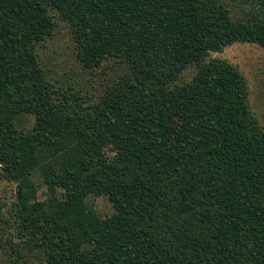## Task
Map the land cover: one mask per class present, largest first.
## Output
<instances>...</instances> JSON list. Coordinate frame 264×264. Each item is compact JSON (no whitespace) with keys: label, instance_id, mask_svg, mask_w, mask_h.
I'll list each match as a JSON object with an SVG mask.
<instances>
[{"label":"trees","instance_id":"obj_1","mask_svg":"<svg viewBox=\"0 0 264 264\" xmlns=\"http://www.w3.org/2000/svg\"><path fill=\"white\" fill-rule=\"evenodd\" d=\"M60 21L85 69L124 67L98 93L43 62ZM238 42L264 48V0H0L4 264H264V125L214 56Z\"/></svg>","mask_w":264,"mask_h":264},{"label":"rangeland","instance_id":"obj_2","mask_svg":"<svg viewBox=\"0 0 264 264\" xmlns=\"http://www.w3.org/2000/svg\"><path fill=\"white\" fill-rule=\"evenodd\" d=\"M43 62L51 70L54 79L63 82L78 84L98 93L105 88V85L118 73L122 72L119 63H108L105 67L89 71L85 69L76 57V49L69 25L60 21L55 35L49 38L40 49ZM214 56L227 58L235 63L246 75L251 87V101L254 110L261 118L264 125V48L248 43L238 42L225 48L224 51L214 53ZM124 68V67H123ZM192 70L187 71L186 78L191 77ZM33 118L29 119V126L32 125ZM111 155V153H109ZM3 172L0 166V174ZM39 185L38 198L45 199L47 188L43 185L39 175L35 176ZM16 201V183L0 178V264H4L8 254L3 245L5 238L16 240L17 230H15V218L12 216L13 203ZM88 202L102 216H106L113 211V205L106 196L90 195ZM10 220L7 222V220ZM11 252V247L8 246ZM16 256H14V259ZM27 259V261H25ZM20 264H42V255L29 254Z\"/></svg>","mask_w":264,"mask_h":264}]
</instances>
